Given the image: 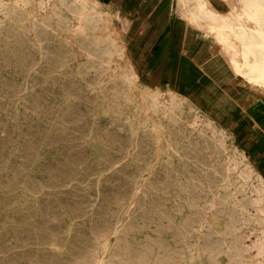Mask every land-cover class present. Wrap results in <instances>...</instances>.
<instances>
[{
    "label": "bare ground",
    "instance_id": "6f19581e",
    "mask_svg": "<svg viewBox=\"0 0 264 264\" xmlns=\"http://www.w3.org/2000/svg\"><path fill=\"white\" fill-rule=\"evenodd\" d=\"M166 9L202 77L260 110L264 0H161L152 19ZM129 24L116 0H0V264H264V171L188 97L142 82ZM34 54L45 77L24 74ZM74 96L97 172L81 149L54 160L84 118ZM104 162L136 170L131 193L100 186Z\"/></svg>",
    "mask_w": 264,
    "mask_h": 264
},
{
    "label": "rangeland",
    "instance_id": "374dc122",
    "mask_svg": "<svg viewBox=\"0 0 264 264\" xmlns=\"http://www.w3.org/2000/svg\"><path fill=\"white\" fill-rule=\"evenodd\" d=\"M160 1L161 0H116L118 10L121 12V18H128L130 20L127 31L119 29L129 47V53H127L126 57L127 61L135 65L143 83L153 87L160 86L162 88L177 89L180 94L188 97L195 105L202 108L207 114L214 117L220 124L232 131L234 143L241 147L243 152L251 158L257 169L264 171V105L260 108V110L255 109L246 113L239 107H233L232 104H228L226 102L227 100H225V91H223L216 82L207 81L204 77H202L201 72L195 67L194 62L191 61V59L186 58V53L180 43L174 47L171 54L168 55L167 58L162 59H166V64H162L160 67L157 63L154 65V69L149 68L151 63H146V61L150 62L153 59L148 56V48L146 46V41L149 35L155 27L160 25L166 24L167 32L171 29L170 16L167 9L164 10L162 14L157 17V19H152L153 11ZM117 24H119V22H117ZM143 24L145 29L139 31ZM47 43L48 41H46V44ZM31 62V64L27 63L25 65V76L30 78L39 76L45 77L46 73L43 72L42 68L45 67L46 64L39 63L38 55L34 54L31 56ZM184 75H186V77L188 76V81L178 89L176 84L177 81L175 83V80H178L180 76ZM35 82L38 81L34 80L33 84ZM76 83H78V81ZM80 85L82 86V84ZM37 91V96L40 97L41 90L38 88ZM55 91L56 89L52 86L50 92L54 95V103L48 105L50 109H57L60 106V104L56 102L59 93ZM82 95L84 97L92 96L85 94L84 91ZM74 99L75 96L72 99L73 102ZM86 100L87 98H84L82 102H85ZM74 103L81 108L80 111L82 112L84 118L80 122L74 124L68 122L66 123L68 127L72 128V130H62L63 135H61V139L65 141H59L58 139H60V137L58 138L53 136V148L56 150L55 152L61 154V157L57 158V160L55 158L54 160L57 163L62 164L68 156L81 149L84 151L83 154L88 157H86V162L90 165V167L86 168L89 172H97L99 170V165L101 164L100 155L90 158V154L88 150H86L87 144L85 143V140L78 139L81 132L89 134L91 118L90 116H85L86 112L83 111V104H79V102ZM53 116L54 115H52V117ZM113 134L116 133L110 132L111 136ZM68 135H71L72 137H68L70 138L68 139ZM123 138L124 141H126V137ZM196 139L198 140V137H196ZM107 143L112 144L111 141ZM104 163L108 165V170L104 175V179L107 183H101L100 186L103 189H124L131 193L133 185L129 182V180L133 176V173L131 172H135L136 170L128 167L127 165L114 168L111 172L109 162ZM128 164L130 163L128 162ZM31 177H38L36 180L38 182L44 181L43 175L41 174L34 173ZM3 178L4 177L1 175L0 179ZM93 178L94 176L89 179L92 180ZM160 187L163 186L161 185ZM61 190L65 194L60 197H69L67 195L68 191L66 188L62 187ZM166 193H169V190H166ZM91 200L92 205L97 207V196H92ZM74 202L80 207L90 205V201L87 200H75ZM152 202L167 203L168 201L159 200ZM65 234V232H62L61 236H66ZM12 243L13 242L11 241L8 242V244Z\"/></svg>",
    "mask_w": 264,
    "mask_h": 264
},
{
    "label": "crops",
    "instance_id": "0c3cea01",
    "mask_svg": "<svg viewBox=\"0 0 264 264\" xmlns=\"http://www.w3.org/2000/svg\"><path fill=\"white\" fill-rule=\"evenodd\" d=\"M161 14L155 15L154 19H157V16H160ZM170 24H171V29L168 32H167L166 24L155 27L154 30H152V33L149 35V37L146 41L147 42L146 46L148 48L147 49L148 50V56L153 58L150 62L146 61V63H151L149 65L150 69H154V65H156L157 63L160 67L162 64H166V59L165 60H162V59L167 58V56L171 54L172 50L174 49V47L178 43H180L181 47H182V43L180 41H178V32L180 35V32H183V30L178 31V25L173 24L171 22H170ZM143 29H145L144 24L142 25V28L139 31H142ZM189 57L192 58V61H193V57H191V56H189ZM186 58H187V53H186ZM183 61H185V60H183ZM183 61H182V63H183ZM143 62H144V60H143ZM176 81H177V83H176ZM187 81H188V76L186 77V75H184V76H180V78H178V80L176 79L175 83L177 84L178 89H179L180 86L187 83ZM225 100H227L226 102L228 104H232L231 97H228L226 95Z\"/></svg>",
    "mask_w": 264,
    "mask_h": 264
}]
</instances>
